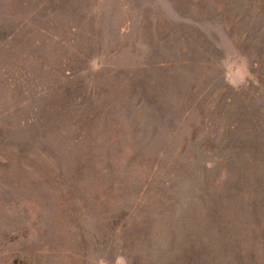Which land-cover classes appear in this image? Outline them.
Here are the masks:
<instances>
[{"label": "rangeland", "instance_id": "obj_1", "mask_svg": "<svg viewBox=\"0 0 264 264\" xmlns=\"http://www.w3.org/2000/svg\"><path fill=\"white\" fill-rule=\"evenodd\" d=\"M0 264H264V0H0Z\"/></svg>", "mask_w": 264, "mask_h": 264}]
</instances>
